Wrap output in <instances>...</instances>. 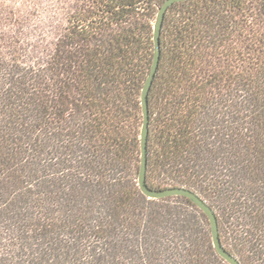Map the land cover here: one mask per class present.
Wrapping results in <instances>:
<instances>
[{"label":"trees","instance_id":"trees-1","mask_svg":"<svg viewBox=\"0 0 264 264\" xmlns=\"http://www.w3.org/2000/svg\"><path fill=\"white\" fill-rule=\"evenodd\" d=\"M0 0V264H229L192 199L139 188L141 91L164 0H75L53 39ZM69 10V9H68ZM146 182L186 187L264 264V0L166 11Z\"/></svg>","mask_w":264,"mask_h":264},{"label":"water","instance_id":"water-1","mask_svg":"<svg viewBox=\"0 0 264 264\" xmlns=\"http://www.w3.org/2000/svg\"><path fill=\"white\" fill-rule=\"evenodd\" d=\"M183 0H164L158 8L156 18L153 23V41L154 54L150 71L144 81L141 91V107L143 114V121L140 133V149H141V163L138 175V185L141 191L148 198H163L167 196L182 195L186 196L197 205L208 217L211 227V235L213 246L217 253L225 259L229 264H241L240 261L228 252L221 243L217 215L213 208L206 203L196 192L186 187H168L164 189L150 188L146 182L147 162H148V132H149V108H148V94L154 77L156 75L159 61H160V34L167 9L175 2Z\"/></svg>","mask_w":264,"mask_h":264},{"label":"rangeland","instance_id":"rangeland-1","mask_svg":"<svg viewBox=\"0 0 264 264\" xmlns=\"http://www.w3.org/2000/svg\"><path fill=\"white\" fill-rule=\"evenodd\" d=\"M75 0H10L3 4L4 11L14 14L22 24L38 25L51 40L65 23ZM69 9V10H68Z\"/></svg>","mask_w":264,"mask_h":264}]
</instances>
